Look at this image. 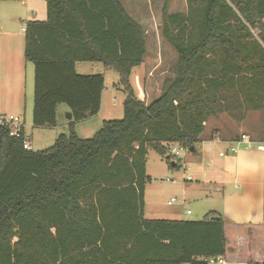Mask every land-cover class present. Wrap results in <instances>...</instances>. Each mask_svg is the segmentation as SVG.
<instances>
[{
    "label": "trees",
    "instance_id": "obj_1",
    "mask_svg": "<svg viewBox=\"0 0 264 264\" xmlns=\"http://www.w3.org/2000/svg\"><path fill=\"white\" fill-rule=\"evenodd\" d=\"M44 2L46 19L24 31L31 122L55 126L65 104L69 133L33 151L22 147L24 128L11 137L0 127V264H207L224 255L218 213L144 216L146 153L170 159L169 144L194 150L209 117L264 111V0H185V12L173 13L164 0L160 34L176 61L147 104L129 83L146 55L144 31L121 0ZM79 62L112 68L127 93L122 118L87 139L74 124L99 112L103 77L77 73Z\"/></svg>",
    "mask_w": 264,
    "mask_h": 264
},
{
    "label": "rangeland",
    "instance_id": "obj_2",
    "mask_svg": "<svg viewBox=\"0 0 264 264\" xmlns=\"http://www.w3.org/2000/svg\"><path fill=\"white\" fill-rule=\"evenodd\" d=\"M128 12L138 17L144 26L146 42V56L139 66L131 70L129 83L134 97L147 104L159 92L166 77L173 75L176 54L160 34L161 9L164 0H124ZM167 10L185 12V0H168ZM79 74H101L103 77V90L100 100V109L96 115L88 116L74 124V130L81 139L90 138L106 120H120L123 116V102L127 96L123 86L119 83V76L112 68L104 67L99 62H79ZM32 83L27 80L24 90L25 110L17 116L20 121L24 119L25 133L29 136L30 148L33 151L48 149L54 144L60 134L69 133L66 118L65 104L56 107V125L50 128L34 127L31 122L32 115ZM7 96V97H5ZM10 93L0 98L2 107H9ZM15 116L14 114H12ZM211 118V119H210ZM207 122L204 137L213 127V117ZM199 135V136H200ZM195 151L183 149L177 144H169L168 150L172 157L159 155L148 149L146 153V173L150 177L144 192V214L149 219L161 217L158 209L167 211L177 208L190 215L184 214L185 220H201L209 213H218L224 219L226 215L243 216L252 215V211H240L237 201L242 192L239 182H224L219 150L225 152L229 145L208 143L199 139L195 144ZM176 148L178 156H173L172 149ZM176 167H170V163ZM211 162V163H210ZM240 185V188L235 187ZM173 199L172 205L167 201ZM162 213V212H161Z\"/></svg>",
    "mask_w": 264,
    "mask_h": 264
},
{
    "label": "crops",
    "instance_id": "obj_3",
    "mask_svg": "<svg viewBox=\"0 0 264 264\" xmlns=\"http://www.w3.org/2000/svg\"><path fill=\"white\" fill-rule=\"evenodd\" d=\"M121 2L128 12L124 0ZM128 13L141 24L144 30L142 21L131 12ZM45 19L44 0H0V98L8 92L11 95L6 104L9 107L5 108L0 104V114L19 116L22 111L24 112L27 102L24 94L27 80L32 83L33 97V65L24 60L25 39L21 28L24 25L26 27L28 21ZM78 64H75L76 72ZM66 111L70 112L68 108L64 110ZM209 118L204 123V129L207 122H211ZM212 119L213 127L210 132L204 137L200 135L198 140L229 145L225 152L221 149L217 153L218 158L221 159L219 166L222 168L223 181L241 184L242 192L240 197L235 196L238 198L235 208L253 213L224 217L223 229L226 238V252L222 255L225 259L224 264H264V223L262 221L264 149L256 150L255 147L247 149L239 145L236 152L231 153L229 150L231 146H236L235 142L241 134L247 135L257 143L264 144V111L249 109L241 119H235L223 112ZM22 122L25 130L24 119ZM192 151H195V147ZM220 152L224 155L220 156ZM235 187L240 188V185ZM168 201L167 205H172V202L168 204ZM187 210L183 212L177 208H169L167 211L158 209V214L163 215L153 219L185 220L184 214L188 215Z\"/></svg>",
    "mask_w": 264,
    "mask_h": 264
},
{
    "label": "built area",
    "instance_id": "obj_4",
    "mask_svg": "<svg viewBox=\"0 0 264 264\" xmlns=\"http://www.w3.org/2000/svg\"><path fill=\"white\" fill-rule=\"evenodd\" d=\"M264 23V20H263ZM22 31H25V25L21 28ZM0 127H7L8 128V134L11 137H19L21 135V130L24 128L23 122L20 121V119L17 116H13L11 114H0ZM236 146H231L229 148L231 153H234L237 151V148L239 145H243L245 148L250 149L255 147L256 150H263L264 149V144H260L249 138L245 134H241L238 139L235 142ZM22 147L26 150H31L30 148V142H29V136L24 133L23 135V142H22ZM173 156H178L179 152L176 148L172 149ZM220 156H223L224 153L220 152ZM173 201V199H170L168 201V204H170ZM186 214H190V211L187 210ZM205 261L207 264H224L225 259L224 257L221 256H216V257H209L205 258Z\"/></svg>",
    "mask_w": 264,
    "mask_h": 264
},
{
    "label": "water",
    "instance_id": "obj_5",
    "mask_svg": "<svg viewBox=\"0 0 264 264\" xmlns=\"http://www.w3.org/2000/svg\"><path fill=\"white\" fill-rule=\"evenodd\" d=\"M66 118H67L68 120L71 119V112H66ZM192 150H193V147H191V148L189 149V151H192ZM216 218H217V216H211V217H210L211 220L216 219Z\"/></svg>",
    "mask_w": 264,
    "mask_h": 264
}]
</instances>
